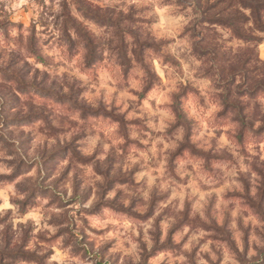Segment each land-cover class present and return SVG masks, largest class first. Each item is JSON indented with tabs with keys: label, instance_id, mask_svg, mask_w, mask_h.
Instances as JSON below:
<instances>
[{
	"label": "clouds",
	"instance_id": "9594fccd",
	"mask_svg": "<svg viewBox=\"0 0 264 264\" xmlns=\"http://www.w3.org/2000/svg\"><path fill=\"white\" fill-rule=\"evenodd\" d=\"M0 264H264V0H0Z\"/></svg>",
	"mask_w": 264,
	"mask_h": 264
}]
</instances>
